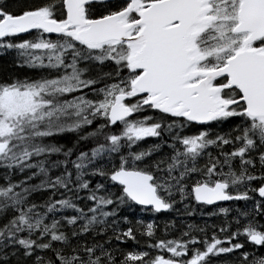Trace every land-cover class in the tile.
Instances as JSON below:
<instances>
[{"label":"snow or ice","instance_id":"6c2138e0","mask_svg":"<svg viewBox=\"0 0 264 264\" xmlns=\"http://www.w3.org/2000/svg\"><path fill=\"white\" fill-rule=\"evenodd\" d=\"M9 54L0 264H264V0H0Z\"/></svg>","mask_w":264,"mask_h":264},{"label":"trees","instance_id":"16d2710c","mask_svg":"<svg viewBox=\"0 0 264 264\" xmlns=\"http://www.w3.org/2000/svg\"><path fill=\"white\" fill-rule=\"evenodd\" d=\"M12 59H13V56L11 54H9L7 56H0V72H3L5 70V65H11ZM7 71L15 72V73L21 74V75L22 74H35V70H33V69L16 68L15 66L7 68ZM93 183H95V180H93ZM182 211L183 210H181V214H178L175 211L168 212V213L156 214L155 218H156L158 225H159L157 228V233H156L157 236L161 235V230L163 228V224H164L165 220H172L175 222V228L169 233V235H172V236L177 235L178 230L181 227H183V225L181 224V221H183L184 223L192 222L194 224H199V225H202L205 221H208L210 223H218V219L216 216H212V217L204 216V215H201L199 213V211H197V213L193 216H185L182 214ZM121 214L127 215L133 219L136 217H139L145 221L151 220L153 218L151 213H144V212L138 211V206H137L136 210H133L131 212L126 210V209H123ZM123 226L124 225H122V227ZM141 239H143V237H141Z\"/></svg>","mask_w":264,"mask_h":264},{"label":"flooded vegetation","instance_id":"af4514ba","mask_svg":"<svg viewBox=\"0 0 264 264\" xmlns=\"http://www.w3.org/2000/svg\"><path fill=\"white\" fill-rule=\"evenodd\" d=\"M228 202H225V204H227ZM212 210V206H205V211H211Z\"/></svg>","mask_w":264,"mask_h":264},{"label":"water","instance_id":"95a60500","mask_svg":"<svg viewBox=\"0 0 264 264\" xmlns=\"http://www.w3.org/2000/svg\"><path fill=\"white\" fill-rule=\"evenodd\" d=\"M225 203V202H224Z\"/></svg>","mask_w":264,"mask_h":264}]
</instances>
